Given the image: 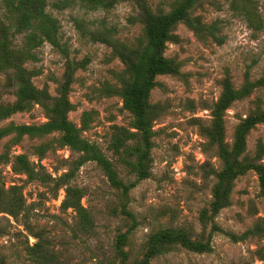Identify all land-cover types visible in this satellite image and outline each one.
Segmentation results:
<instances>
[{
	"label": "rangeland",
	"instance_id": "374dc122",
	"mask_svg": "<svg viewBox=\"0 0 264 264\" xmlns=\"http://www.w3.org/2000/svg\"><path fill=\"white\" fill-rule=\"evenodd\" d=\"M185 1L0 0V264H264V0H191L129 105L147 18Z\"/></svg>",
	"mask_w": 264,
	"mask_h": 264
},
{
	"label": "trees",
	"instance_id": "16d2710c",
	"mask_svg": "<svg viewBox=\"0 0 264 264\" xmlns=\"http://www.w3.org/2000/svg\"><path fill=\"white\" fill-rule=\"evenodd\" d=\"M28 1V0H27ZM186 3L180 5L175 10H173L169 15L166 16H149L146 20V32L148 36V40L146 46L144 47L141 58L138 62L132 64V71L134 75L133 83L129 90V105L133 109V111L137 114L139 121L141 124H144L143 120L145 118V109H144V94L148 91V89L152 86V78L155 73L163 72L170 70L169 64L162 56V51L164 47V39L167 37V33L172 24L176 21L183 20L186 22H190V13L188 9L192 6L191 0H186ZM34 91V89H32ZM22 98H31L34 97L35 92H30L28 87L22 88L21 90ZM261 116H253L248 118L243 125L239 127L237 132V142L241 143L243 139L244 132L248 126L257 119H262ZM59 126H61L66 133H70V126L67 124L65 120H63ZM32 126L29 125H20L13 126L12 129H16L19 131L18 134H21L23 131H28L32 129ZM3 131V130H1ZM237 143V144H238ZM17 160L22 164V167L26 171H30V167L23 160L21 155H18ZM262 185H264V177L261 175ZM13 192L14 188H10ZM9 189H5L4 187L0 189V211L3 209L7 210V212L15 215L16 209L15 204L19 201V196L16 194L6 195ZM126 190V188H124ZM10 192V191H9ZM8 194V193H7ZM220 200H217V202ZM21 204L18 203L19 207ZM163 239L167 241H173L178 236H173L171 233H163L161 236ZM155 239V238H153ZM191 246L196 249H202L205 246L203 244H197L190 242ZM154 252V249L151 248L149 250V256ZM147 257L145 261L148 260Z\"/></svg>",
	"mask_w": 264,
	"mask_h": 264
}]
</instances>
